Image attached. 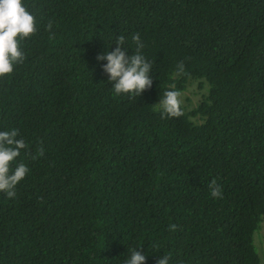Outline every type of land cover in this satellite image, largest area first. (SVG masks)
I'll return each instance as SVG.
<instances>
[{
  "label": "trees",
  "instance_id": "16d2710c",
  "mask_svg": "<svg viewBox=\"0 0 264 264\" xmlns=\"http://www.w3.org/2000/svg\"><path fill=\"white\" fill-rule=\"evenodd\" d=\"M23 3L36 31L0 75V129L29 173L0 192V264H122L131 246L144 264H264V0ZM133 33L152 85L114 95L94 57ZM169 89L178 116L157 110Z\"/></svg>",
  "mask_w": 264,
  "mask_h": 264
},
{
  "label": "clouds",
  "instance_id": "9594fccd",
  "mask_svg": "<svg viewBox=\"0 0 264 264\" xmlns=\"http://www.w3.org/2000/svg\"><path fill=\"white\" fill-rule=\"evenodd\" d=\"M35 31L34 16L26 9L23 0H0V75L11 73L15 65L24 61L25 52L20 47V41ZM131 40L135 50L130 53L124 45L123 35L109 34L110 42L106 43L104 39V50L94 57L97 66L110 82L114 95L139 96L152 85L151 62L141 51L144 45L140 35L133 33ZM113 42L115 46L109 50L108 45ZM178 71H183L182 62L178 65ZM179 97V92L165 90L156 102L161 116L181 114ZM25 147V140L19 136L18 129H0V192L9 198L16 196V186L29 173L28 165L16 160ZM40 151L42 154V149ZM13 161H16L14 167ZM208 187L212 197L222 196L221 186L215 179L209 181ZM169 227L174 228L175 225ZM170 258L169 254H162L155 260V264H169ZM145 260L146 251L131 246L122 264H144Z\"/></svg>",
  "mask_w": 264,
  "mask_h": 264
},
{
  "label": "rangeland",
  "instance_id": "374dc122",
  "mask_svg": "<svg viewBox=\"0 0 264 264\" xmlns=\"http://www.w3.org/2000/svg\"><path fill=\"white\" fill-rule=\"evenodd\" d=\"M185 94L190 95V98L192 101H195L198 98L197 94H195V93L191 94L189 92V90H187ZM256 241H257V245L259 247L260 253L262 252L264 254V223H262V227L260 228V230L258 232Z\"/></svg>",
  "mask_w": 264,
  "mask_h": 264
}]
</instances>
